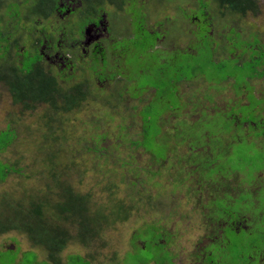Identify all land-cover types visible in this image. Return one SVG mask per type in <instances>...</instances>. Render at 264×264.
I'll return each instance as SVG.
<instances>
[{
  "label": "rangeland",
  "instance_id": "374dc122",
  "mask_svg": "<svg viewBox=\"0 0 264 264\" xmlns=\"http://www.w3.org/2000/svg\"><path fill=\"white\" fill-rule=\"evenodd\" d=\"M140 2L144 4L145 28L161 32L163 35L158 42L160 48H182L189 39L192 40L185 29L192 30L194 25L185 18V13L189 14V9L196 8V0ZM210 5L212 8L209 13L213 16L214 27L218 30L214 28V36L221 39L222 44L226 43L222 33L227 31L228 26L235 27L239 33L241 31L244 38L248 37L251 31L262 33L259 39L264 42V0L258 2L255 14H236L227 18L219 15L215 5ZM105 9L100 26H88L83 40L74 37L66 43L62 41L60 31L53 27L55 21L58 25L68 21L80 26L78 13L70 17L67 14L66 17L62 16V19H51L48 24L34 20L33 23L19 24L17 27L16 33L22 38L20 46L23 48L31 46L30 39L24 36L31 32L36 33L41 24L48 31L54 32V37L60 45L59 51L46 49V42H43L39 49L47 70L55 73L65 67V74L71 75V80L67 82L58 78L60 85L64 87L65 84L85 81L94 94L97 93V87L104 91V95L95 94L77 110L62 115L61 125L51 124L50 129L45 124L43 105L25 110L23 104L17 101L5 86L0 85V132L8 130L13 133L11 143L0 150L3 168H13L0 180V251H6L3 254L0 252V258L5 264H13L17 257L21 259L15 264H47L45 261L48 260V251L30 240L24 224L34 215L36 221L47 225L53 233L58 229L62 230L63 241L60 242V250L55 259L63 264L66 263L67 257L73 254L81 255L90 264H140L141 261H151L148 264H201L205 260L207 264L215 263L216 260L219 264H264V250L259 254V248L255 245L260 242L259 232H262L261 237L264 240L263 143L259 148L254 149L252 146L251 151L254 162L252 165L258 168L256 175L259 181H250L252 178L243 181L249 186L254 184L250 187L251 190L249 189L250 194L247 190H241L244 187H237L241 181L236 179L218 182V191L229 193L225 200H221L210 187L191 181L193 175L187 173L178 172L171 176L174 179L180 177V180L185 178V181H170L165 171L170 172L169 168H165L161 170V178L147 181V184L145 181H138V176L132 180L130 173H124L125 170L120 168L117 159H127L129 156L134 161L131 167L137 165L136 167H145L150 171L156 170L157 166L153 165L140 149L129 151V145L122 141V136H127L126 132L136 134L139 131L140 119L136 113L141 104L140 100L129 99L124 94L122 101L118 102V107L111 109L108 104H113L112 97H116L112 96L116 94L114 82L99 81L97 74L92 70L97 67L93 65L91 57L93 43L99 42L109 64L116 65L117 60L110 56V46L113 44L112 48L116 53L126 52L130 46L125 49L117 44V41L133 35V32L130 33V11H118L112 6ZM196 15L202 17L201 11H196ZM182 31H185V34ZM166 34L168 38L165 37ZM106 48H109V51L105 50ZM101 62L99 60L97 65ZM128 62H133V69H136L135 61L130 59ZM119 65H122V61ZM231 66L228 65L227 71ZM203 69L207 73L208 67L204 65ZM102 72L109 74L110 67H105ZM236 74L237 78L240 74L243 75L241 68ZM249 81L253 86L252 95L256 100L262 99L257 102L256 108H253L254 101L246 107L241 106L247 103L246 97L251 95L248 93L246 96V93L238 91L235 93L230 86L231 80L216 83L199 77L190 82L179 83L178 96L188 103L183 111L187 115L184 118L193 122L201 111L210 114L215 110L231 111L229 114L237 113L241 120L243 118L242 121L262 119L264 128V111L261 110H264V77ZM122 85L123 83H119L117 87L121 88ZM108 93L111 95L109 98ZM192 104L195 108L191 110ZM255 110L259 111L256 115ZM173 120L174 118H170L168 121ZM121 127H124V130H121ZM240 132L241 130L237 136ZM260 132L262 133L261 130ZM247 133H250L247 129L242 132L243 135ZM249 138L251 139L250 136ZM259 140H262L261 137L255 141ZM246 143V140L237 138L231 143L232 148L238 150L234 157L245 156L246 151L251 149V145L247 143V146ZM179 151H186V146H180ZM198 160L204 162L203 157ZM169 162L176 165L177 158L174 156ZM255 171L253 169L252 172ZM66 196L69 199H65ZM74 202L78 206L74 208L71 205L73 215H68L63 209L65 210L67 203ZM222 204L226 209L225 215L218 211ZM234 215H239L240 218L232 219L223 233L214 222L206 226V223L212 220L224 221L228 226L231 216ZM234 221L242 224L238 231L235 229L236 224L232 226ZM150 223H155L160 229L162 239L168 237L169 251L174 254L173 262L166 252L162 254V251L155 247H148L143 251L134 248L131 237L144 225L145 229L138 230L136 237L143 240L155 238L156 234L153 235L150 230L152 226L146 225ZM79 233H85L86 236L82 240L76 238ZM137 244L142 247V243ZM262 248L264 245H260V251ZM77 264L82 262L78 261Z\"/></svg>",
  "mask_w": 264,
  "mask_h": 264
},
{
  "label": "trees",
  "instance_id": "16d2710c",
  "mask_svg": "<svg viewBox=\"0 0 264 264\" xmlns=\"http://www.w3.org/2000/svg\"><path fill=\"white\" fill-rule=\"evenodd\" d=\"M156 1L162 2L164 0ZM259 1L196 0V8L189 9V14L185 13V18L194 25L192 30L191 28L185 29L186 34L192 40L189 39L182 48L177 46L160 48L158 42L163 35L161 32L149 31L145 28L144 4L140 0H0V85L5 86L10 94L23 104L25 110H32L38 105H43L45 107V124L48 128L52 129L51 124H55L54 126L61 125L62 115L77 110L83 102L92 96L94 97L97 93L104 95V91L96 87L95 92L97 93L94 94L92 88L85 81L74 82L71 85L65 84L64 87L60 85L59 80L67 82L71 80V75L65 74V67L55 73L47 70L42 61L43 54L39 49L40 45L46 42L44 44L46 49L53 48L59 51L60 45L57 38L54 37V32L48 31L41 24V27L36 29V33L31 32L29 35L24 36L30 39L31 46L23 48L20 46L22 38L21 36L18 37L16 33L18 25H27L33 23L34 20L35 22L40 20L48 24L52 21L51 19H62V16L66 17L67 14L70 17L78 13V20L81 21L80 26L77 23L68 21L63 25H58L57 21L54 23L53 27L60 31L62 41L67 43V40L74 37L82 39L88 25L98 24L99 21H102L107 6H112L118 11H130V33L133 32V35L122 41H117V44L124 46L125 49L126 47L128 49L129 46L130 49L126 52L116 53L112 48V44L110 46V56L117 60L115 61L117 62L116 65H112L109 64L104 50L97 44V51L91 54L93 65L97 67L92 70L97 74L99 81L112 80L114 82L113 88L116 94L112 96L116 97H112L114 99L113 104H108L111 109L118 107V102L122 101L124 94L129 99L140 100L141 104L136 113V116L140 119L139 131L136 134L126 132L127 136L126 138L122 136V141L124 144L129 145V151L140 149L148 157V160L157 166V169L149 171L145 167H142L143 169L136 167L135 163L136 166L131 167L134 162L131 156L127 159H117L120 168H123V171L125 170L124 173L129 172L131 179L138 176L140 178L138 181H145L147 184H149L147 181H155L156 178H161V170H165V168H169L170 172L165 171L169 175L168 179L170 181H185V178L180 180V177L174 179L171 176L178 172H181V174L187 173L193 175L191 181H197L200 186L210 187L221 200H225L229 193L219 192L218 182L227 181L231 178L236 179L241 181L237 187H244L241 190L245 192L246 190L249 191L254 184L252 183L249 186L248 183L243 181H249L250 178H252L250 181H259L256 175L258 168L252 165L254 162L251 151H253L252 146L255 149L259 148L262 143L264 144L263 120L242 121L243 118L241 120V117L235 112L229 114L231 111L215 110L212 114L201 111L196 121H187L184 118L187 115L183 111L187 108L188 103L178 96V87L179 83L190 82L199 77H204L205 80L215 81L216 83L231 80L230 86L235 93L238 91V93H246V96L248 93L251 95V98L246 97L247 103L241 106L246 107L252 103L251 101H254L253 108L258 107L257 102L262 99L256 100L252 95L253 86L249 80L264 77V42L259 39L262 33L251 31L248 37L244 38L241 31L239 33L235 27L228 26L227 31L222 33V38L226 42L222 44L223 41L214 36V28L216 30V27L213 23L214 18L209 12L212 8L211 3L216 6L219 15L222 17L227 18L236 14H255ZM198 10L201 11L202 17L196 15ZM185 31H182L183 34H185ZM167 33L169 34L168 31ZM30 36L32 37L30 38ZM174 43H176V40ZM226 49H231V51L228 52ZM105 50L109 51V48ZM99 57L102 58V62L97 65L100 60ZM130 59L137 63L136 69H133V62H128ZM120 61H122V65H119ZM226 62L230 63L227 64ZM204 65L208 67L207 73L204 72ZM228 65L232 66L227 71ZM105 67H110L111 70L107 75L102 72ZM99 68L101 69L99 70ZM240 68L243 75L240 74V77L237 78L236 73ZM119 83H123L121 88L117 87ZM110 96L108 93L107 98ZM235 104L238 105L237 102ZM193 108H195L194 104L191 105V110ZM257 109L259 110V108ZM258 112L255 110L254 114L256 115ZM170 118H174L173 122L168 121ZM183 127H185V130H183ZM245 129L250 133L243 135L242 132ZM121 130H124V127H121ZM239 130L241 132L237 136ZM259 137L262 140L256 142L255 140ZM12 138V131H1L0 150L11 143ZM236 138L246 140L251 145V149L246 151L245 156L234 157L238 150H234L231 143L235 142ZM182 145L186 146V151L183 153L179 151V147ZM174 156L177 158L176 165L171 162L168 163L169 159ZM246 156L249 158L247 159ZM198 157H203L204 162L198 160ZM215 162H218V164ZM2 165L3 163L0 160V180H3L13 170L9 165V170L6 167L3 168ZM253 169L256 170L254 173L252 172ZM130 184L134 183L130 182ZM153 184L159 185L155 182ZM65 199H69V197L66 196ZM65 202L67 201L65 200ZM67 204L63 211L67 212L68 215H73L71 205L77 208V203ZM218 211L222 215L227 214L224 212L226 209L223 204L219 206ZM75 213L77 215V212ZM78 215L81 214L78 213ZM239 215L231 216L228 226L224 221H213L212 219H210L211 222L206 223V226H210L214 222V224H218L219 230L223 233L226 227L228 229L232 219L240 218ZM221 223L224 225L222 226ZM24 224L28 230L30 240L48 251V260L45 263L63 264L60 260L55 259L56 253L60 250V242L63 241L62 230L58 229L57 232L53 233L47 225L36 221L34 215L28 219V223ZM146 225L152 226L150 230L154 233H152L153 235L156 234L155 238L143 240L138 236V238L136 237L138 230L145 229L144 225L142 228H138L131 237L134 248L143 251L148 247H155L162 251V254L166 252L173 262L174 254L169 251L170 241L168 237L165 236V240L162 239L160 229L157 228L155 223ZM91 232H94V228ZM84 236H86L85 233H79L76 238L79 237L82 240ZM261 236L262 232H259L260 242L259 244L255 243L256 248H259V250L260 245H264ZM225 240L227 241V239ZM139 242L142 243V247L137 244ZM20 259L21 257L16 262L19 263ZM78 261H81L82 264H90L89 261L77 254L69 255L64 264H77ZM0 262L5 264L2 258H0ZM150 262L141 261L140 264ZM211 263L219 264L217 260L215 263Z\"/></svg>",
  "mask_w": 264,
  "mask_h": 264
},
{
  "label": "flooded vegetation",
  "instance_id": "af4514ba",
  "mask_svg": "<svg viewBox=\"0 0 264 264\" xmlns=\"http://www.w3.org/2000/svg\"><path fill=\"white\" fill-rule=\"evenodd\" d=\"M100 22H101V21H99L98 24L93 23V24H90V25H88V26L94 25L95 27H98V26H100ZM88 26H87V27H88ZM83 38H84V37H83ZM83 38L80 39V40H83ZM81 42H82V41H81ZM97 44H99V43H98V42L93 43V48H94V49H93V52H94V51H97V49H98V45H97ZM99 46H101V45L99 44ZM101 48H102V47H101ZM96 54H98V53H96ZM98 56H100V55H98ZM101 59H102V58H101ZM101 59H100V60H101ZM244 219L247 220L248 218H247V217H244ZM245 223H246V222H245ZM235 224H236V226H235ZM232 226H235L236 231H238V230L241 228L242 224H240L239 222L237 223L236 221H234L233 224H232ZM244 230H245V229H244ZM246 230H247V229H246ZM14 250H15V249H14ZM263 250H264V249H262L261 251L259 250V254L262 253ZM0 252H1V251H0ZM4 252H6V251H3V252H1V253H4ZM258 256H259V255H258ZM257 259H258V258H257ZM257 259H256V260H257ZM16 261H17V259L13 262V264H15ZM201 264H206V263L204 262V263H201ZM246 264H249V262L246 263Z\"/></svg>",
  "mask_w": 264,
  "mask_h": 264
},
{
  "label": "bare ground",
  "instance_id": "6f19581e",
  "mask_svg": "<svg viewBox=\"0 0 264 264\" xmlns=\"http://www.w3.org/2000/svg\"><path fill=\"white\" fill-rule=\"evenodd\" d=\"M69 259V258H68Z\"/></svg>",
  "mask_w": 264,
  "mask_h": 264
}]
</instances>
